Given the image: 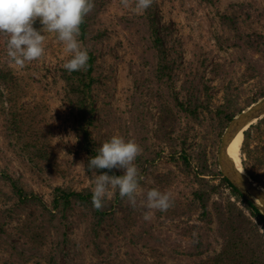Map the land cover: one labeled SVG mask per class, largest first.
<instances>
[{
	"label": "rangeland",
	"instance_id": "obj_1",
	"mask_svg": "<svg viewBox=\"0 0 264 264\" xmlns=\"http://www.w3.org/2000/svg\"><path fill=\"white\" fill-rule=\"evenodd\" d=\"M94 5L89 33L78 37L95 61L88 130L99 148L114 135L142 148L134 162L137 206L133 209L113 189L108 199L113 216L99 227L74 200L67 209L54 208L57 188L94 187L86 153L78 149L79 118L71 116V103L79 102L63 67L71 55L55 33H45L44 56L20 68L7 56L3 34L0 69L13 70L24 89L14 98L15 112L29 113L39 127L42 123L48 155L47 163H39L35 152L25 157L13 147L0 110V264H204L224 247L220 211L233 203L244 208L212 167L224 134L217 109L233 89L232 94L240 93L236 104L245 110L248 98L264 87V0H154L142 13L134 10L135 0L128 8L120 0H94ZM232 16L240 17L238 32L230 26ZM34 27L42 25L37 21ZM249 39L260 50L250 48ZM248 65L256 68L253 80ZM0 93H9L3 81ZM197 103L201 108L194 115ZM5 105L11 110L8 101ZM164 109L178 116L177 127L162 129ZM251 145L264 148V142ZM243 147L244 141V164ZM202 157L211 168L206 175ZM15 188L32 200L13 197L7 203ZM153 188L170 193L173 205L166 212L154 210L145 221L144 202ZM205 204L210 221L202 216Z\"/></svg>",
	"mask_w": 264,
	"mask_h": 264
},
{
	"label": "trees",
	"instance_id": "obj_2",
	"mask_svg": "<svg viewBox=\"0 0 264 264\" xmlns=\"http://www.w3.org/2000/svg\"><path fill=\"white\" fill-rule=\"evenodd\" d=\"M239 19L240 17L237 16L229 18L230 26L233 27L236 32L240 29L238 26ZM90 20L91 16L88 14L80 26L81 39H85L89 33ZM2 35L3 34H0V38ZM247 43L250 48H257L260 50L261 46L257 44V41L249 39ZM94 64V57L91 54V56H89L87 70L74 71L66 78L69 80L70 93L79 97V102L76 105L71 103V116L77 115L79 118L78 127L75 128L78 137V149L86 153V169L95 179L94 173L90 172L87 167L90 158L95 157L99 149L88 130V126L92 124V109L88 107V104L91 102L89 94L93 89V85L96 83L92 78ZM247 72L249 73L248 78L251 80L256 78L257 72L254 65H248ZM0 81H3L4 87L9 90L7 95L0 93V110L4 117L5 127L9 132L7 137L11 139L12 146L23 151L24 154L22 155L25 157H30V155L35 152V158L37 159L35 160L37 162L47 163L48 148H44L45 145L42 143V141L46 140L47 135L44 133L45 129L42 123H40L41 127H39L36 119L32 118L29 120L27 118L30 116L29 113L19 114L15 112L14 102H16V100H14V98L24 92V89L21 88L23 87L21 79L15 76L13 70L7 71L5 68H1ZM16 89L18 91H15ZM232 91L233 89L229 90L224 104L220 105L217 109V122L220 128V134L224 133L231 120L243 111V108L239 109V104H236V97H238L240 93L238 92L236 95L234 92L232 94ZM263 97L264 87H261L258 90L257 97L254 99L248 98L247 101L249 105L247 107H250ZM6 101L10 103L11 110H8L9 107L5 105ZM200 108L201 106L197 103L191 113L196 115ZM161 119L162 129L168 126L173 128L178 126V116L175 115L171 109H164ZM263 129L264 120H261L257 125H253L249 130L245 131L243 149L248 158V160L244 162L247 172L255 182L264 186V179L261 176V173L264 172V148L259 145L253 148L251 145L252 140H255L257 143L264 142ZM199 161L202 166L203 175H206L211 169L209 167V162L205 157H202ZM212 167H215L214 173L215 176L220 178L221 185L230 189L232 193L241 200V203L244 204V208L240 209L233 203L228 205L229 208L226 209L227 212L224 210L220 211V230L224 238V247L221 252L206 260L204 264H264V216L239 193L228 179L223 177L216 161L213 163ZM49 169L54 171L56 167L50 166ZM97 172V174L108 172L109 175H118V173H114L113 170L109 172L107 169L97 170ZM58 173L59 171L57 170L56 174ZM92 189V187H89L80 192H76L69 189L57 188L54 191V208L58 209L62 207L63 210L67 209L74 200L81 208H84L85 211L91 212L94 219V226L99 227L101 224L105 223L107 219L112 218L113 206L107 199L102 210H96L92 205ZM32 196L33 195L25 192L22 188H15L14 196L7 195L6 201L10 203L13 197H18L20 202L25 200L31 201L32 198L30 197ZM117 196L120 198L119 192H117ZM245 211L249 212L248 216ZM202 216L207 221L211 220L206 204L204 205ZM1 225L0 223V233L4 232V228Z\"/></svg>",
	"mask_w": 264,
	"mask_h": 264
},
{
	"label": "clouds",
	"instance_id": "obj_3",
	"mask_svg": "<svg viewBox=\"0 0 264 264\" xmlns=\"http://www.w3.org/2000/svg\"><path fill=\"white\" fill-rule=\"evenodd\" d=\"M123 7L130 6V0H120ZM154 0H135V11L148 10ZM94 0H0V34L7 35L6 54L10 61L23 68L26 63L41 59L45 54V33H55L71 58L63 67L69 74L87 70L89 53L82 48L78 37L85 17L94 9ZM42 25L38 30L36 22ZM142 148L133 140H125L114 135L98 149V154L90 158L88 170L94 173L92 205L102 210L107 199L117 189L121 199H127L135 209L139 189V171L135 165ZM122 170V175L97 174V170ZM173 205L170 193L151 189L146 194L143 219L150 221L154 210L168 211Z\"/></svg>",
	"mask_w": 264,
	"mask_h": 264
},
{
	"label": "water",
	"instance_id": "obj_4",
	"mask_svg": "<svg viewBox=\"0 0 264 264\" xmlns=\"http://www.w3.org/2000/svg\"><path fill=\"white\" fill-rule=\"evenodd\" d=\"M264 119V97L235 116L225 130L218 153V165L224 178L264 216V187L248 174L242 159L230 154L231 139Z\"/></svg>",
	"mask_w": 264,
	"mask_h": 264
},
{
	"label": "bare ground",
	"instance_id": "obj_5",
	"mask_svg": "<svg viewBox=\"0 0 264 264\" xmlns=\"http://www.w3.org/2000/svg\"><path fill=\"white\" fill-rule=\"evenodd\" d=\"M244 132H241L237 136L233 137L229 143L230 154L237 161H239L241 158V148L244 141Z\"/></svg>",
	"mask_w": 264,
	"mask_h": 264
}]
</instances>
